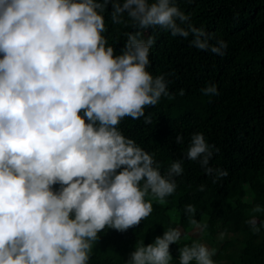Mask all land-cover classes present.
I'll list each match as a JSON object with an SVG mask.
<instances>
[{
	"label": "clouds",
	"instance_id": "9594fccd",
	"mask_svg": "<svg viewBox=\"0 0 264 264\" xmlns=\"http://www.w3.org/2000/svg\"><path fill=\"white\" fill-rule=\"evenodd\" d=\"M109 7L114 23L133 29L119 52L104 35ZM156 26L225 55L228 42L198 27L176 0H0V264H88L101 230L139 225L153 211L147 196L164 200L176 190L184 158L162 171L118 127L172 95L166 75L149 70L156 35L144 33ZM201 92L219 89L209 82ZM219 150L194 132L184 156L215 182L228 175L210 163ZM185 211L194 231L207 230L195 205ZM246 223L254 232L264 226L256 215ZM182 235L169 227L123 264H172L170 244ZM216 251L193 240L178 249L179 264H218Z\"/></svg>",
	"mask_w": 264,
	"mask_h": 264
},
{
	"label": "trees",
	"instance_id": "16d2710c",
	"mask_svg": "<svg viewBox=\"0 0 264 264\" xmlns=\"http://www.w3.org/2000/svg\"><path fill=\"white\" fill-rule=\"evenodd\" d=\"M176 2L198 27L228 42L225 55L198 49L189 43L191 37L172 36L159 26L145 31V36L156 35L149 70L166 75L172 95L146 106L144 116H125L118 127L154 154L162 171L181 157L184 171L176 177V190L164 200L146 197L153 200V211L139 225L125 231L107 226L101 230L88 264H123L141 241L152 242L169 227L190 228L187 204L195 205L193 215L207 223L211 236L229 235L213 257L218 264H264V226L254 232L246 223L253 215L264 220V213L253 212L256 204L264 205V0ZM110 11L104 10V35L119 52L125 32L133 29L130 23H114ZM209 82L217 84L219 94L201 92ZM194 132H203L219 147L210 163L228 169V175L213 182L197 161L184 156ZM177 133L184 136L183 143L175 141ZM191 242L170 244L172 264H179L178 249ZM233 247L238 250L236 259Z\"/></svg>",
	"mask_w": 264,
	"mask_h": 264
},
{
	"label": "rangeland",
	"instance_id": "374dc122",
	"mask_svg": "<svg viewBox=\"0 0 264 264\" xmlns=\"http://www.w3.org/2000/svg\"><path fill=\"white\" fill-rule=\"evenodd\" d=\"M180 227V226H178ZM183 235L181 236V239L178 242L179 246H182L186 241H193V240H198V241H202L206 244H208L210 247H214L217 249H219L221 243L227 238L229 237V235L224 234V233H220V232H215V234L213 236H211L208 233V230L204 231L202 234L199 232L194 231V226L192 225L190 228L187 229H183L182 227H180ZM216 251V253H217ZM231 254L233 256L234 259L237 258L238 255V250L236 247L230 248ZM215 253V254H216ZM214 257V256H213ZM221 264V263H219ZM222 264H227L226 263H222Z\"/></svg>",
	"mask_w": 264,
	"mask_h": 264
}]
</instances>
